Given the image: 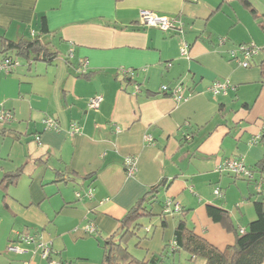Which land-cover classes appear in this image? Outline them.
Returning a JSON list of instances; mask_svg holds the SVG:
<instances>
[{"label":"crops","instance_id":"0c3cea01","mask_svg":"<svg viewBox=\"0 0 264 264\" xmlns=\"http://www.w3.org/2000/svg\"><path fill=\"white\" fill-rule=\"evenodd\" d=\"M249 1L259 17L240 0H0V34L29 37L43 15L49 30L43 39L56 52L50 62L19 59L12 72H0V111L14 116L0 121V180L21 170L15 183L0 186L6 208L0 263L17 230L40 232L70 264H99L102 238L160 180L165 184L159 195L175 198L196 234L219 249L234 243L233 229L255 218L253 184L216 166L230 157L252 166L264 153L262 54L246 68L227 54L240 43L264 46V0ZM143 9L180 15L183 33L143 26ZM181 39L190 45L189 58L180 55ZM122 69L132 70L130 79ZM215 80H227V94L210 91ZM177 83L184 86L179 102L160 91ZM95 95L102 100L92 109L88 100ZM46 117L60 128L46 129ZM72 121L81 130L71 135ZM126 156L136 158L132 176L125 171ZM259 176L264 174L254 172L252 180L263 190ZM215 187L222 196L214 195ZM89 188L90 197L76 198ZM207 205L227 210L234 228L213 221ZM160 210L153 204L138 246L148 257L170 244L166 257L181 262L182 251H172L180 216L168 215L165 227L156 226ZM91 223L94 231L87 230ZM24 247L16 256L5 252L9 261L47 264L33 244Z\"/></svg>","mask_w":264,"mask_h":264},{"label":"trees","instance_id":"16d2710c","mask_svg":"<svg viewBox=\"0 0 264 264\" xmlns=\"http://www.w3.org/2000/svg\"><path fill=\"white\" fill-rule=\"evenodd\" d=\"M240 2L255 18L259 17L256 9L251 5L249 0H240ZM259 23L264 32V18ZM48 32L46 18L41 15L39 17V30L34 35L12 40L5 37L3 34H0V60H3L6 57H14L18 61L21 59L28 64L37 60L50 62L51 59L56 57V52L52 51L48 46V43L43 39V35ZM260 53L262 54L259 63L260 76L261 81L264 84V46L259 48L257 55ZM257 55L252 58L250 65ZM124 76L125 79L128 80L130 79L131 74ZM181 86L184 88L183 84H181ZM162 93L163 95H170L167 92ZM260 142L264 147V126L262 127ZM246 167L250 171L249 175H234V178L252 181L253 184V192L250 194L249 198H253L252 204L255 211V218L242 228L243 231H240L241 228L233 227L227 210L213 205L206 206V212L213 221L223 224L226 229L234 228L235 240L232 245H228L224 249H219L204 237L196 234L194 230L187 225L186 220L184 219V209L181 208V206L178 212L172 214L164 212L163 206L165 204V199L170 198L172 201H175V198L170 196L163 198L159 195L161 187L165 184L163 180H160L151 185L146 194L139 198L135 204L130 207L122 219L119 220L117 228L102 238L100 245H102L101 248L103 250L99 264H175L173 260L169 261L166 257L168 255V247L170 244H166L162 252H153L148 257L143 258H136L130 253L125 245V241L129 236L141 239L146 237L144 235L139 236L137 233L145 227V223L143 222L144 219L150 220V218L154 216L153 204L161 207L158 215L160 222L156 226L165 227V218L168 215L178 213V216H180L178 217L173 230V247L176 249L172 250L173 252L184 251L190 257V261L194 262L199 259L202 261L201 264H264V193L261 186L257 184V180H252L254 172L264 174V153L261 159L255 162L252 166ZM20 171L21 170L19 169L12 175H5L4 178L0 180V186L6 188L8 185L15 183L17 177L20 175ZM84 193L85 192H81L82 195L80 197L76 196V198H81ZM139 243L140 242L138 241V244ZM56 255L55 258L60 261H67L62 259L59 252H57Z\"/></svg>","mask_w":264,"mask_h":264},{"label":"built area","instance_id":"2783aa9c","mask_svg":"<svg viewBox=\"0 0 264 264\" xmlns=\"http://www.w3.org/2000/svg\"><path fill=\"white\" fill-rule=\"evenodd\" d=\"M140 16V23L143 26H153L156 28L161 29L162 31H169V30H177L178 33H183V20L178 15L168 16V15H160L151 10L143 9L139 12ZM35 32H32L31 35H34ZM225 40L224 37L219 38V42H223ZM189 43H187L184 39L180 41L179 52L181 56L189 58ZM259 48L253 42H246L240 43L235 47L229 49L227 54L229 58L238 65L242 67L250 66V62L252 58L257 55ZM19 61L14 57H6L3 60H0V72L10 73L13 67L17 66ZM85 63H83L82 72L86 71ZM124 74H131L132 70L130 69H122ZM137 89V86H135ZM231 88L230 84L227 80H215L210 85L209 89L213 94H227L228 90ZM184 88L181 84H177L173 87L168 85H162L160 87L161 92L169 93L170 97H172L175 101L179 102L185 99L183 94ZM102 97L99 95H95L88 100V107L95 109L99 106ZM14 118L12 112L8 110H1L0 111V121L1 122H9ZM44 127L50 130H58L60 128L59 123L52 117H46L43 119ZM81 130V126L76 121H72L70 123L69 134L78 133ZM146 140L150 141L151 137L146 135ZM257 139H252V142H256ZM125 171L128 176L134 175L136 171V158L134 156H126L124 160ZM216 170L218 172H228L233 175L243 174L249 175L250 171L246 167L243 159L241 157H230L226 158L221 161L217 166ZM215 196H222V191L219 187H215L213 190ZM82 194L81 192H76V196L80 197ZM85 196L90 197L92 195V190L89 188L84 193ZM180 209V205L175 201H172L170 198L165 199V204L163 206L164 212L168 214H172L174 212H178ZM87 230L93 231L94 225L93 223L87 226ZM240 231H243L241 228ZM21 242L25 244H33L35 247L34 253L36 251H40L41 258L46 259L49 264H69L68 261H60L59 259L55 258L56 251H53L51 242L43 238L40 232L30 233L27 231L17 232L14 240L10 242ZM174 244V242H173ZM8 253L20 254L25 251L24 248L20 247L19 244L10 243L6 250ZM24 264H28V262H24Z\"/></svg>","mask_w":264,"mask_h":264},{"label":"rangeland","instance_id":"374dc122","mask_svg":"<svg viewBox=\"0 0 264 264\" xmlns=\"http://www.w3.org/2000/svg\"><path fill=\"white\" fill-rule=\"evenodd\" d=\"M5 123V122H4ZM259 144H261L262 146H263V144L262 143H259ZM263 178H264V176H259L258 177V182L260 183V184H262V180H263ZM263 191H264V188H263ZM253 199V198H252ZM250 204V206L252 207L253 206V204H252V202L251 203H249ZM5 209L6 208H4V206L2 205L1 206V198H0V226H2L3 225V222L1 221V217H3V216H5V214H6V212H5ZM235 210H236V208H235ZM145 223H147V222H145ZM27 232H32V231H27ZM13 235H12V241L14 240V238H15V236H16V233H17V230H14L13 232ZM146 232L145 231H143V230H140V231H138V233H137V235H139V236H143L144 234H145ZM138 241H139V238L138 237H134V236H129L128 238H127V240L125 241V245L127 246V248H128V250L130 251V253H132V255H134L136 258H143L144 257V255L147 253L146 252V250L143 248H141V247H139L138 246ZM101 242H102V240H101ZM10 243H14V244H19V246L20 247H22V248H25L24 247V245L25 244H23V243H21V242H18V241H15V242H9V241H7V243H6V246H5V251H3V249L1 250L2 252V254H4V256H5V260H6V262H4V263H0V264H15L14 262H20V260L19 259H12V260H10L9 261V258H11L10 257V255H7L6 253H8L6 250H7V247L9 246V244ZM100 247H102V245H100ZM102 249V248H101ZM33 250H35V247L33 248ZM33 250H32V253H31V251H30V253L31 254H33ZM103 250V249H102ZM6 252V253H5ZM26 253V252H25ZM9 254H12L13 256H16V255H19V254H14V253H9ZM20 254H23V253H20ZM36 254H38V256H39V258L40 259H43V258H41V255H40V251H36ZM102 254V253H101ZM181 262H178L177 260L175 261V264H201L202 263V261L201 260H199V259H197L196 261H190V257L187 255V253L186 252H184V251H182L181 252ZM0 259H1V257H0ZM15 260H17V261H15ZM47 264H49V262L46 260V259H43ZM26 261H28V260H24V261H21L20 262V264H24V262H26ZM169 261H172V259H169ZM30 262L31 261H28V264H30Z\"/></svg>","mask_w":264,"mask_h":264}]
</instances>
